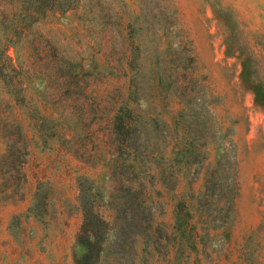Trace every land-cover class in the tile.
<instances>
[{
	"label": "rangeland",
	"instance_id": "374dc122",
	"mask_svg": "<svg viewBox=\"0 0 264 264\" xmlns=\"http://www.w3.org/2000/svg\"><path fill=\"white\" fill-rule=\"evenodd\" d=\"M42 3L0 0V264H75L83 199L96 264H264V0Z\"/></svg>",
	"mask_w": 264,
	"mask_h": 264
},
{
	"label": "trees",
	"instance_id": "16d2710c",
	"mask_svg": "<svg viewBox=\"0 0 264 264\" xmlns=\"http://www.w3.org/2000/svg\"><path fill=\"white\" fill-rule=\"evenodd\" d=\"M44 4L42 7L45 9V11H53V10H61L64 11L68 8H70L73 4L74 0H41ZM36 4L39 2V0H35ZM39 7H34V12H36V9ZM17 30L19 31V34L23 30L22 27H17ZM7 57L10 59V57L7 55ZM9 128V127H8ZM7 131V130H6ZM82 217H83V223L79 231V243L84 246L85 253L79 258L75 260V264H96L93 256V252L95 249L96 243H103L105 244V239L98 237L96 233L92 230V226L95 222H98L99 224L104 225L105 221L103 216L100 214L99 211H94L92 208V203L89 201V199H83L82 201ZM178 227H181L180 225ZM182 241L185 242L184 239Z\"/></svg>",
	"mask_w": 264,
	"mask_h": 264
}]
</instances>
